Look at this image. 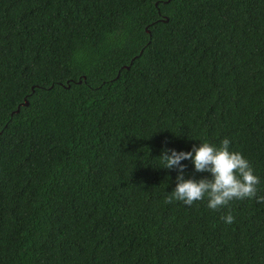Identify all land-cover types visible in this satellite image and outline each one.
<instances>
[{"label":"trees","instance_id":"trees-1","mask_svg":"<svg viewBox=\"0 0 264 264\" xmlns=\"http://www.w3.org/2000/svg\"><path fill=\"white\" fill-rule=\"evenodd\" d=\"M224 138L264 195V0H0V264H264V203H164Z\"/></svg>","mask_w":264,"mask_h":264},{"label":"clouds","instance_id":"clouds-1","mask_svg":"<svg viewBox=\"0 0 264 264\" xmlns=\"http://www.w3.org/2000/svg\"><path fill=\"white\" fill-rule=\"evenodd\" d=\"M231 141L224 138L219 146L208 142H200L193 145L191 151H176L165 148L160 156L163 168L176 170V187L164 198L165 204L181 201L186 206H191L197 201L207 199V207L211 210H219L228 206L233 200L256 199L264 203V195L258 196L260 178L250 161L241 152L230 150ZM184 160H190L194 164L195 173H207L209 175L196 178L193 174L185 178L187 165ZM221 219L232 224L235 217L231 211Z\"/></svg>","mask_w":264,"mask_h":264}]
</instances>
